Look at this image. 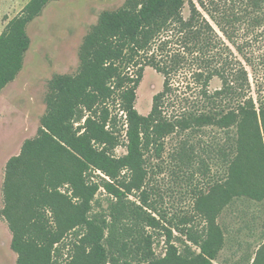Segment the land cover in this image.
<instances>
[{"label":"trees","instance_id":"obj_1","mask_svg":"<svg viewBox=\"0 0 264 264\" xmlns=\"http://www.w3.org/2000/svg\"><path fill=\"white\" fill-rule=\"evenodd\" d=\"M51 1L29 0L1 32L0 92L22 69L27 25ZM184 4L126 0L102 12L79 48L77 74L49 81L36 136L5 166L1 215L16 264H61L58 245L69 234L75 239L66 264H215L226 238L208 206L211 196L221 189L227 204V188L247 173L259 188L234 195L264 203V154L259 160L250 154L264 143V90L255 102L247 71H255L254 59L246 54L264 36V0H188L186 18ZM146 68L163 83L143 116L135 102ZM178 75L197 91L193 99L178 96ZM213 79L221 87L210 91ZM210 129L224 135L207 145L223 173L196 198L195 213L205 225L195 230L184 219L163 226L145 190L147 154L158 156L166 138L184 136L175 159L190 167L197 151L186 134ZM122 136L125 154L116 156ZM101 188L111 200L104 214H92ZM146 229L165 231L163 257H155ZM173 230L188 243L183 252L170 242ZM256 248L241 261L264 264V237Z\"/></svg>","mask_w":264,"mask_h":264},{"label":"rangeland","instance_id":"obj_2","mask_svg":"<svg viewBox=\"0 0 264 264\" xmlns=\"http://www.w3.org/2000/svg\"><path fill=\"white\" fill-rule=\"evenodd\" d=\"M126 0H56L49 2L41 14L26 27L30 40L28 51L24 55L22 69L16 79L0 92V264H16L17 255L11 250L12 234L1 215L3 209L2 186L7 161L19 154L25 140L36 136L39 121L45 113V96L48 83L56 75L74 76L78 72V51L86 34L105 11H116ZM183 16L189 14L188 0H183ZM29 0H0V34L8 21L19 15ZM246 51L254 59L255 71L249 68L251 96L257 100V92L264 90V36L251 44ZM238 56V55H237ZM163 78L151 68H146L136 91L135 109L146 116L151 109L152 97L162 90ZM183 75L173 80L174 88L180 97L193 99L196 90ZM221 87L218 79H213L209 90ZM257 106V105H256ZM119 127V126H118ZM124 134V133H123ZM194 144L197 157L190 167H184L175 159L179 143L184 136H170L165 139L163 150L157 156L153 150L147 154L148 179L145 190L148 200L159 214L161 225L168 227L169 222L180 224L188 220L187 227L197 230L204 227V221L195 213L196 198L207 194L222 176V165L215 153H208V144L224 137L215 129L204 133L188 135ZM115 151L116 156L125 154L123 146ZM264 140V135H263ZM204 145V146H203ZM203 146V147H201ZM214 151V150H213ZM264 143L255 145L250 154L256 159L262 158ZM211 157L210 159H208ZM264 162V161H263ZM93 182L99 184L95 177ZM259 188L246 173L241 181L234 182L229 188L230 200L222 206V190L218 189L210 198L208 206L215 216V224L225 233L226 244L215 264H246L242 258L254 257L256 247L264 237V203H256L234 194L252 188ZM64 192L65 189H61ZM138 195V194H136ZM111 198L101 188L92 202V214H104ZM130 200L135 198L130 196ZM146 232L152 236V250L156 258L164 256L167 237L163 229ZM69 234L58 245V262L66 264L71 256ZM180 252H183L184 236L172 232L170 240ZM241 244L242 247L239 245ZM190 246V245H188ZM192 247V246H191ZM192 250H197L192 247Z\"/></svg>","mask_w":264,"mask_h":264}]
</instances>
